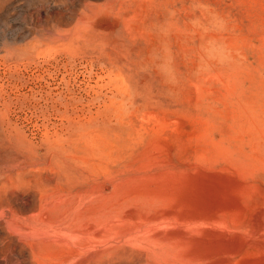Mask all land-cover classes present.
Segmentation results:
<instances>
[{"label":"rangeland","instance_id":"rangeland-1","mask_svg":"<svg viewBox=\"0 0 264 264\" xmlns=\"http://www.w3.org/2000/svg\"><path fill=\"white\" fill-rule=\"evenodd\" d=\"M0 264H264V0H0Z\"/></svg>","mask_w":264,"mask_h":264},{"label":"bare ground","instance_id":"bare-ground-1","mask_svg":"<svg viewBox=\"0 0 264 264\" xmlns=\"http://www.w3.org/2000/svg\"><path fill=\"white\" fill-rule=\"evenodd\" d=\"M35 148L32 145H28V148H25V152L21 154V157H19V160H21V164L23 166H29L30 168H33L35 164L37 163L35 160ZM18 159V156H17Z\"/></svg>","mask_w":264,"mask_h":264}]
</instances>
